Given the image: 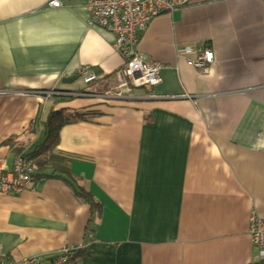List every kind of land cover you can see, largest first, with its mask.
Here are the masks:
<instances>
[{
	"label": "crops",
	"instance_id": "0c3cea01",
	"mask_svg": "<svg viewBox=\"0 0 264 264\" xmlns=\"http://www.w3.org/2000/svg\"><path fill=\"white\" fill-rule=\"evenodd\" d=\"M60 1L0 0V175L33 154L44 173L70 168L100 208L60 177L0 190L2 257L51 259L74 245L70 264H257L264 0H193L157 16L140 50L162 81L125 88L116 34L90 24L89 0ZM206 45L208 69L188 64ZM85 66L97 79L84 81ZM61 110L72 119L48 154L40 146Z\"/></svg>",
	"mask_w": 264,
	"mask_h": 264
},
{
	"label": "built area",
	"instance_id": "2783aa9c",
	"mask_svg": "<svg viewBox=\"0 0 264 264\" xmlns=\"http://www.w3.org/2000/svg\"><path fill=\"white\" fill-rule=\"evenodd\" d=\"M193 0H89L87 6L90 12V24L99 25L116 34L114 48L121 53L124 65L115 72L117 85L154 86L162 81V66L151 62L140 50L141 33L146 30L151 21L165 13H172L180 7L191 4ZM51 6H60V0H50ZM215 61V52L210 45L196 50V57L188 58V64L194 67L208 69ZM80 75L85 82L97 79V74L91 72L88 66L82 67ZM1 93V92H0ZM0 190L9 194H20L28 189L34 180V167L31 159L18 155L12 169L1 168ZM249 232L256 248L257 264H264V220L253 213L250 217ZM79 246L64 247L51 259L32 255L14 261L0 254V264H66Z\"/></svg>",
	"mask_w": 264,
	"mask_h": 264
},
{
	"label": "trees",
	"instance_id": "16d2710c",
	"mask_svg": "<svg viewBox=\"0 0 264 264\" xmlns=\"http://www.w3.org/2000/svg\"><path fill=\"white\" fill-rule=\"evenodd\" d=\"M52 117L54 119L55 122H53L51 125H50V130H52L53 132H50V136L48 138V144L47 141L44 143V145H41V150L44 151L45 153L47 151L50 150V148L52 147V145H57L59 143V129L62 125H64L65 123L69 122L72 117H70V115H68L66 112H63L62 110L61 111H54L52 113ZM53 148V147H52ZM47 150V151H46ZM49 153V152H47ZM33 154L29 155V157H31ZM34 158V161L35 160H39L36 159L35 157ZM40 161V162H39ZM39 161H35L36 165H37V173L35 172L34 173V178L36 177H39V176H53V177H60L62 178L64 181H67L69 184H71L73 187H74V191L76 193V195H78L79 197H81L84 201L90 203L92 206L94 207H99V202H96L94 200V197L93 195L86 191L85 189L77 186L74 182V174L72 172V170L68 167H57V169L54 167L53 168V171L48 174V173H44L42 170V162H43V159L42 160H39ZM64 173V174H61V173ZM100 208V207H99ZM100 213V212H99ZM78 250V249H76ZM75 250V251H76ZM81 250V249H80ZM74 257H72L66 264H70L74 259L75 257L77 256V253L75 255H73ZM42 264H48L46 262H43Z\"/></svg>",
	"mask_w": 264,
	"mask_h": 264
},
{
	"label": "rangeland",
	"instance_id": "374dc122",
	"mask_svg": "<svg viewBox=\"0 0 264 264\" xmlns=\"http://www.w3.org/2000/svg\"><path fill=\"white\" fill-rule=\"evenodd\" d=\"M55 91H56L55 94H58V95L66 92L65 90L60 91L59 89H55ZM57 91H59V92H57ZM51 150H54V147L53 148L52 147L50 148V150H49L50 152L49 153H51ZM18 155H22V156H25L26 158L31 159V161L33 162L34 172L37 173V165H36L35 161L33 160L34 159L33 157H29V155H24V154H20V153ZM50 158L52 159V162H53V157H50Z\"/></svg>",
	"mask_w": 264,
	"mask_h": 264
},
{
	"label": "water",
	"instance_id": "95a60500",
	"mask_svg": "<svg viewBox=\"0 0 264 264\" xmlns=\"http://www.w3.org/2000/svg\"><path fill=\"white\" fill-rule=\"evenodd\" d=\"M79 77V75H74V76H71V77H67L65 78L63 81L65 83H70V82H73L75 79H77Z\"/></svg>",
	"mask_w": 264,
	"mask_h": 264
}]
</instances>
